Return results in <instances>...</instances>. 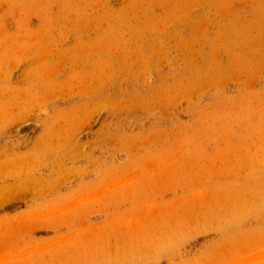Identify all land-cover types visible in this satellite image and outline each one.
Masks as SVG:
<instances>
[{
  "label": "rangeland",
  "instance_id": "obj_1",
  "mask_svg": "<svg viewBox=\"0 0 264 264\" xmlns=\"http://www.w3.org/2000/svg\"><path fill=\"white\" fill-rule=\"evenodd\" d=\"M0 264H264V0H0Z\"/></svg>",
  "mask_w": 264,
  "mask_h": 264
}]
</instances>
